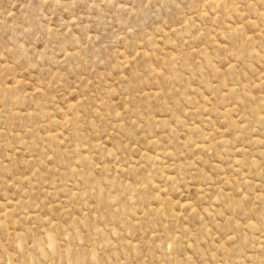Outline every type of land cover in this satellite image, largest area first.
<instances>
[{
  "label": "rangeland",
  "instance_id": "rangeland-1",
  "mask_svg": "<svg viewBox=\"0 0 264 264\" xmlns=\"http://www.w3.org/2000/svg\"><path fill=\"white\" fill-rule=\"evenodd\" d=\"M0 264H264V0H0Z\"/></svg>",
  "mask_w": 264,
  "mask_h": 264
}]
</instances>
